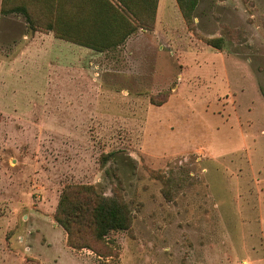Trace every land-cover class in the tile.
<instances>
[{
	"label": "rangeland",
	"instance_id": "1",
	"mask_svg": "<svg viewBox=\"0 0 264 264\" xmlns=\"http://www.w3.org/2000/svg\"><path fill=\"white\" fill-rule=\"evenodd\" d=\"M1 8L0 264H264V0H200L194 29L162 0L93 65ZM76 184L130 202L118 257L68 245L55 212Z\"/></svg>",
	"mask_w": 264,
	"mask_h": 264
},
{
	"label": "trees",
	"instance_id": "2",
	"mask_svg": "<svg viewBox=\"0 0 264 264\" xmlns=\"http://www.w3.org/2000/svg\"><path fill=\"white\" fill-rule=\"evenodd\" d=\"M177 2L188 26L194 29L199 0ZM158 5L159 0H2L1 12L23 14L34 31H53L59 38L102 49L113 47L118 41L99 46L93 40L111 41L122 34L120 40L124 41L139 28L155 29ZM206 41L221 49L225 40L214 37ZM111 170L118 175L117 168L113 166L107 173ZM55 219L66 230L68 245L89 248L108 258L119 254L107 238L113 231L131 230L134 214L118 186L113 195H106L95 185L76 184L64 188Z\"/></svg>",
	"mask_w": 264,
	"mask_h": 264
},
{
	"label": "crops",
	"instance_id": "3",
	"mask_svg": "<svg viewBox=\"0 0 264 264\" xmlns=\"http://www.w3.org/2000/svg\"><path fill=\"white\" fill-rule=\"evenodd\" d=\"M161 2H162V0H159L156 27L158 25V16H159V13L161 11ZM176 2H177V0H176ZM198 5H199V2H198ZM198 5H197V7H198ZM178 6H179V4H178ZM179 9H180V6H179ZM196 10H197V8H196ZM196 10H195V12H196ZM195 12H194V15H195L194 19L196 18ZM181 13H182V11H181ZM182 16H183V14H182ZM26 24H28V22ZM146 31L149 32L148 29L139 28L138 30L133 32L131 35H129L124 41L120 40L122 38V34L120 35L119 38L117 36V38L115 40L113 39L111 41H110L111 38H108L107 40H104L103 38L93 40L94 41L93 43H97L99 46H102L103 44L108 43V42H112V41L114 42L116 40L118 41L117 45H114L113 47L102 48V49H98L96 47H90V46L87 47V46H83V45H80V44L72 42V41L64 40L62 38L57 37L53 31H49V32L35 31L36 32L35 37L37 39H39L40 43L42 42L41 38L44 36H47L48 41L51 39L55 40L56 43H58L59 41H63L65 43H68V45H72V46H75V47L80 48V49H87L88 50V62L93 65V64H95L96 59H99L100 57H105L108 53L118 52V51L126 53L131 48L130 47L131 43H133L136 39L140 38V36L142 35V32L146 33ZM143 35H145V34H143ZM35 42L37 43L38 41H35ZM35 42L33 41L32 44H30L29 46L27 45L26 49H23V47H21L22 53H25L24 50L31 51V50H33V48H37L39 50L40 49L39 43L36 45V47L33 46V44ZM25 70H27V69H25Z\"/></svg>",
	"mask_w": 264,
	"mask_h": 264
}]
</instances>
